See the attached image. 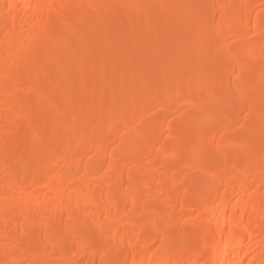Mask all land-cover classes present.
Masks as SVG:
<instances>
[{
  "label": "bare ground",
  "instance_id": "6f19581e",
  "mask_svg": "<svg viewBox=\"0 0 264 264\" xmlns=\"http://www.w3.org/2000/svg\"><path fill=\"white\" fill-rule=\"evenodd\" d=\"M0 264H264V0H0Z\"/></svg>",
  "mask_w": 264,
  "mask_h": 264
},
{
  "label": "rangeland",
  "instance_id": "374dc122",
  "mask_svg": "<svg viewBox=\"0 0 264 264\" xmlns=\"http://www.w3.org/2000/svg\"><path fill=\"white\" fill-rule=\"evenodd\" d=\"M184 20H185L184 23L182 22L183 24H185V23L187 22V19H184ZM183 24H182V25H183ZM247 37H248V36H247ZM247 37L244 36L243 38H247ZM248 38H249V37H248ZM248 38H247V39H248ZM186 42H187V43L190 42V43H189V44H190L189 46H191V47H192V45L196 46V48H194V46H193L192 49H194V52H195V51H196V52H195V53H192L193 55L190 56V58L195 59V60H193V61H197V63H199L200 65H203L204 67H211L210 63H209V65H205V64H206V61L203 59V55H204V51H203V50H204V46H205V44H198L197 42H196V44H194L195 42L193 41V42H194V43H193V42H191V40L189 41V39H188V40H184V43H186ZM187 43H186V44H187ZM208 45H209V44H208ZM208 45H207V47H209ZM192 52H193V51H192ZM175 54H176V53H175ZM177 54H178V53H177ZM177 54L175 55V58L178 57ZM192 59H191V60H192ZM168 67H169V64H168V66H167L166 68H168ZM166 72H168V69H167V71H165V74L167 75L168 73H166ZM164 77H166V76H164ZM180 81H181V80L174 79L173 82H172V84H173V85H176V86L178 85V87H180V86H181V85H179V84H181ZM157 85H158V84H157ZM173 85H172V86H173ZM176 86H175V87H176ZM173 87H174V86H173ZM154 88L156 89V87H154ZM146 89H147V88H146ZM155 89H154V91H155ZM148 90H149V89H148ZM148 90H147V91H148ZM151 90H152L151 93H154L153 96H155V94H157V92H156L157 89H156V91L154 92V91H153V87H152ZM148 92H149V91H148ZM148 94H149V95H148ZM148 94H147L148 98H149V97H152L150 93H148ZM155 111H156V109L154 110V112H155ZM232 128H233V129H232ZM232 128H231L232 131H233L234 129H235V130H234L233 132H231V134L235 135L236 132H237V130H236L235 126H233ZM133 134H134V133H132V136L134 137L135 135H133ZM130 135H131V134H130ZM132 136H131V138H132ZM235 136H237V135H235ZM66 154H67V153H66ZM171 161H172V160H170V162H171ZM170 162L168 161V163H170ZM172 162H173V161H172ZM191 169H192V168H191ZM191 169H190V172H189V171H186V173L188 172V173H190V174H188V175H191V176L193 175V176H195V174H192L193 171H194V172L196 171V170H195V167L193 168L192 171H191ZM194 172H193V173H194ZM193 176H192L191 178H193ZM189 178H190V176H189Z\"/></svg>",
  "mask_w": 264,
  "mask_h": 264
}]
</instances>
